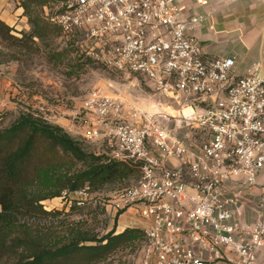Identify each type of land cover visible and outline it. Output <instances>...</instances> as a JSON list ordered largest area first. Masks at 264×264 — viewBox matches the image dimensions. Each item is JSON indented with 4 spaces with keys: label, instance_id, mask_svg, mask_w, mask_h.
Masks as SVG:
<instances>
[{
    "label": "built area",
    "instance_id": "obj_1",
    "mask_svg": "<svg viewBox=\"0 0 264 264\" xmlns=\"http://www.w3.org/2000/svg\"><path fill=\"white\" fill-rule=\"evenodd\" d=\"M56 1L49 20L81 55L111 71L141 76L178 110L172 129L162 121L167 115L93 90L73 117L86 138L107 144V156L141 172L135 185L103 204L112 221L131 208L147 221L137 264H258L264 191L256 222L246 224L238 217L243 189L230 191L228 182L252 187L264 169L260 67L240 73L234 57L205 58L195 32L213 16L183 0ZM196 4L210 6L209 0ZM186 129L205 135L199 151ZM172 158L187 171L168 166ZM90 193L86 187L63 197L69 206L84 207L92 204Z\"/></svg>",
    "mask_w": 264,
    "mask_h": 264
},
{
    "label": "trees",
    "instance_id": "obj_2",
    "mask_svg": "<svg viewBox=\"0 0 264 264\" xmlns=\"http://www.w3.org/2000/svg\"><path fill=\"white\" fill-rule=\"evenodd\" d=\"M29 17L30 31H18L0 17V66L19 60L18 52L36 50V40L49 31H61L39 16ZM6 117L0 112V264H100L126 248H141L145 233L139 227L95 233L85 223L88 204L71 206L69 212L86 216L77 222L69 221L71 213L43 204L65 192L123 182L137 174L135 167L86 151L63 128L31 112L3 126ZM99 208L93 210L98 218Z\"/></svg>",
    "mask_w": 264,
    "mask_h": 264
},
{
    "label": "rangeland",
    "instance_id": "obj_3",
    "mask_svg": "<svg viewBox=\"0 0 264 264\" xmlns=\"http://www.w3.org/2000/svg\"><path fill=\"white\" fill-rule=\"evenodd\" d=\"M56 3H58L56 0H8V4L2 5L5 11L4 19L18 31L31 28L29 15L32 18L39 16L53 23L48 15L50 9L56 7ZM218 4L222 2L213 1L208 9L215 19L218 11L221 12L220 6L217 7ZM19 8L21 9L18 10ZM26 8L29 14H24ZM46 32H48L47 29ZM46 37L43 40H36L38 45L36 50L27 54L18 52L19 60L0 66V88L7 87L8 91L11 89L19 91L14 96H12L13 92L10 93L8 98L0 96V112L7 113L3 126H8L17 115L30 112L52 125L60 126L53 118V114H57L55 108L71 109L75 114L90 92L100 90L106 95L122 97L138 109L167 115L166 119H162L163 123L172 129L176 128L177 107L152 91L141 76L111 71L81 55L75 42L66 41L60 29L52 30V34ZM5 52L11 53V50H5ZM45 103L51 108L54 106L53 110H49ZM65 131L86 151L97 155H108L109 150L104 141L91 140ZM185 131L192 133L191 143L201 146L205 138L204 134L201 132L195 134L193 129ZM135 169L137 174L125 181L91 191L88 199L92 204H88L86 209L90 217L85 223H90L88 227L99 236L110 231L116 223V220L112 221L110 218L109 207L106 208L103 204H108L116 192L133 186L139 181L141 172L138 168L135 167ZM43 204L48 210L59 209L65 213H71L69 211L72 209L68 199L63 196L46 200ZM97 207H101L99 210L103 211L99 218L93 212ZM81 219L86 218H81L80 212L75 210L71 213L69 221L77 222ZM140 252V246L129 247L114 253L100 264H137Z\"/></svg>",
    "mask_w": 264,
    "mask_h": 264
},
{
    "label": "crops",
    "instance_id": "obj_4",
    "mask_svg": "<svg viewBox=\"0 0 264 264\" xmlns=\"http://www.w3.org/2000/svg\"><path fill=\"white\" fill-rule=\"evenodd\" d=\"M183 1L191 10L209 12L213 16L212 22L200 26L195 32L201 41L205 58L234 57L237 60V70L240 73L252 65H258L261 73L264 74V0H209L210 3L213 1L222 2L217 5V7L220 6L221 12L218 11L216 19L213 13L208 10L209 7L198 6L196 0ZM5 3L8 4V0H0V17L2 19L5 17L2 5ZM7 23L13 26L9 22ZM211 24H213L212 28H210ZM10 93L14 96L19 91L17 89L8 91L7 87L0 88V96L8 98ZM45 106L49 110L54 108V106L49 107L46 103ZM55 112L57 114H53V118L58 125L71 134L84 136L85 128L73 119V110L55 108ZM194 133L197 134L196 131ZM190 134L192 136V133ZM192 144L195 151H199V145ZM168 166L187 171L186 165L176 158L169 159ZM228 188L230 191L243 189L238 217L246 224L255 223L257 220L256 204L264 191V169L260 171L256 185L249 187L242 181L236 180L229 181ZM146 225L147 221L137 214L135 208H131L118 217L112 229L116 228L117 233H120L127 228L139 227L143 229ZM236 259L229 254V260L236 261ZM258 264H264V247L258 252Z\"/></svg>",
    "mask_w": 264,
    "mask_h": 264
},
{
    "label": "bare ground",
    "instance_id": "obj_5",
    "mask_svg": "<svg viewBox=\"0 0 264 264\" xmlns=\"http://www.w3.org/2000/svg\"><path fill=\"white\" fill-rule=\"evenodd\" d=\"M171 110V109H170ZM171 112H173V110L171 111ZM184 113L185 114H188V113H190V110L189 109H186L185 111H184ZM174 115V114H173Z\"/></svg>",
    "mask_w": 264,
    "mask_h": 264
}]
</instances>
